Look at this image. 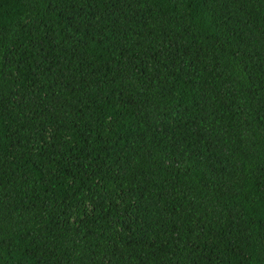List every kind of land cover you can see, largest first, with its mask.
Listing matches in <instances>:
<instances>
[{"label":"trees","instance_id":"obj_1","mask_svg":"<svg viewBox=\"0 0 264 264\" xmlns=\"http://www.w3.org/2000/svg\"><path fill=\"white\" fill-rule=\"evenodd\" d=\"M0 264H264V0H0Z\"/></svg>","mask_w":264,"mask_h":264}]
</instances>
